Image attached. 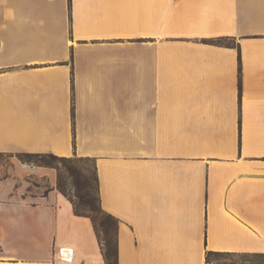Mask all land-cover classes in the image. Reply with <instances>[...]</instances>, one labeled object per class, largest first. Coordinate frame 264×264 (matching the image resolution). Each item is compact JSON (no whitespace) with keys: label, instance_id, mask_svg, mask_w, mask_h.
Listing matches in <instances>:
<instances>
[{"label":"crops","instance_id":"1","mask_svg":"<svg viewBox=\"0 0 264 264\" xmlns=\"http://www.w3.org/2000/svg\"><path fill=\"white\" fill-rule=\"evenodd\" d=\"M0 152L93 159L116 264H264V0H0ZM57 182L0 179V264H108Z\"/></svg>","mask_w":264,"mask_h":264},{"label":"trees","instance_id":"2","mask_svg":"<svg viewBox=\"0 0 264 264\" xmlns=\"http://www.w3.org/2000/svg\"><path fill=\"white\" fill-rule=\"evenodd\" d=\"M3 152H0L2 155ZM22 162L29 164H39L38 162H43L42 165L55 167L58 169V182L57 188L66 195L74 205L75 212L78 215L88 216L92 219L94 223L95 230L99 237L102 245L103 253L108 264H116V233H117V221L113 216L108 214L102 207L100 198V188H99V176L97 172V167H94V175L90 176L84 174L78 168L69 167L68 173L71 178V186L75 189V194L70 195L67 191V183L63 180L62 174L59 167L49 160H68L71 157L57 156L51 153H35V152H22L20 154ZM88 158V157H86ZM41 165V164H39ZM102 216L99 222V217ZM210 256L219 258L220 255L217 253H209ZM254 259H264V255H256Z\"/></svg>","mask_w":264,"mask_h":264},{"label":"rangeland","instance_id":"3","mask_svg":"<svg viewBox=\"0 0 264 264\" xmlns=\"http://www.w3.org/2000/svg\"><path fill=\"white\" fill-rule=\"evenodd\" d=\"M21 153H3L0 155V179L8 176L11 174L12 169L15 165V163L22 162ZM56 167H59L60 172L62 174L63 180L67 183V191L70 195H74L75 189L71 186V178L68 173L69 167H75L83 171L84 174H88L90 176L94 175V167H95V161L91 158L86 157H80V156H72L68 160H53L50 158ZM41 164L40 166H46L42 165L43 162H38ZM37 164V165H39ZM51 167V166H47ZM57 171V174L59 173L58 169L55 167H52ZM33 184H37V180H33ZM102 216L99 217V222L101 221Z\"/></svg>","mask_w":264,"mask_h":264},{"label":"built area","instance_id":"4","mask_svg":"<svg viewBox=\"0 0 264 264\" xmlns=\"http://www.w3.org/2000/svg\"><path fill=\"white\" fill-rule=\"evenodd\" d=\"M65 253L70 254V250L69 249H67V250L66 249H62L61 250L62 258H64V259H70L71 258V257H69L70 255L66 256Z\"/></svg>","mask_w":264,"mask_h":264},{"label":"bare ground","instance_id":"5","mask_svg":"<svg viewBox=\"0 0 264 264\" xmlns=\"http://www.w3.org/2000/svg\"><path fill=\"white\" fill-rule=\"evenodd\" d=\"M65 255H66V256H68V255H70V254H68V253H65Z\"/></svg>","mask_w":264,"mask_h":264}]
</instances>
